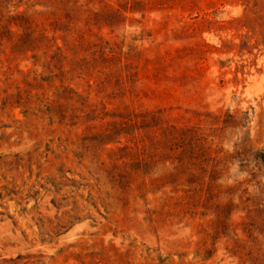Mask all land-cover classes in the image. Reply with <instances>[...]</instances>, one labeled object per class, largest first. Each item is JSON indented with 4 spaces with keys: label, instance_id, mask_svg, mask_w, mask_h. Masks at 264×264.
Masks as SVG:
<instances>
[{
    "label": "rangeland",
    "instance_id": "rangeland-1",
    "mask_svg": "<svg viewBox=\"0 0 264 264\" xmlns=\"http://www.w3.org/2000/svg\"><path fill=\"white\" fill-rule=\"evenodd\" d=\"M0 264H264V0H0Z\"/></svg>",
    "mask_w": 264,
    "mask_h": 264
},
{
    "label": "trees",
    "instance_id": "trees-1",
    "mask_svg": "<svg viewBox=\"0 0 264 264\" xmlns=\"http://www.w3.org/2000/svg\"><path fill=\"white\" fill-rule=\"evenodd\" d=\"M79 1L80 0H60V2H62L63 4L64 3L75 4ZM57 9H58V12H56L55 16L47 17L48 21H51L52 18L59 22L63 21V18H64L63 10L60 7H57ZM32 25H33V22L30 23V26ZM34 31H36V29H34ZM45 39H48L47 35H42L39 39V43L41 44ZM81 41H83V37H81ZM43 44L44 43H42L41 45ZM59 50H61V52H64V47H59ZM57 54L64 56V54L59 53V52H57L56 55ZM89 57L90 56L86 55L83 58V59H88L89 61L90 65L87 66V69H89L90 66L92 65L91 61L95 60V58L90 59ZM93 73L94 72L91 71V76L93 75ZM141 120L142 118L138 114H133V115L129 114L127 116H123L121 127L123 130L124 129L126 130L124 131V135L126 137V142H127V145H129V147H131L132 149H136L137 152H139L141 149L139 153L143 155L144 157H148V153L151 152L150 157L154 158L155 157L154 155L156 153L155 150L158 149L159 143L161 142V138H165L164 141L167 142V146L165 150H167L166 154L169 155V158L177 159L178 162H182L183 164L185 163L186 157L188 158L193 157L192 155L193 151L188 150L186 145L180 144V142H176V141L172 143H170L171 141L169 142L170 137L174 135L175 133H177L178 127L176 125H167L166 127H157V128L146 130L145 127L142 124H140ZM130 127H133V130L129 131ZM105 128L107 129L108 127L106 126ZM175 138L177 137L175 136ZM197 159L199 160L201 164H203L204 161H206L205 158H202V157H197Z\"/></svg>",
    "mask_w": 264,
    "mask_h": 264
}]
</instances>
